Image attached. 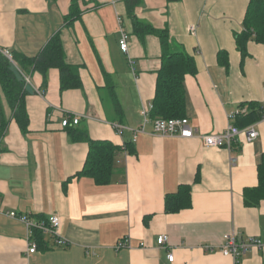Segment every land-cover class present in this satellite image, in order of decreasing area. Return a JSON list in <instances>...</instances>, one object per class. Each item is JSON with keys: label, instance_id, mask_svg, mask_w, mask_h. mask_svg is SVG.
<instances>
[{"label": "crops", "instance_id": "0c3cea01", "mask_svg": "<svg viewBox=\"0 0 264 264\" xmlns=\"http://www.w3.org/2000/svg\"><path fill=\"white\" fill-rule=\"evenodd\" d=\"M250 2L141 0L135 8L139 21L167 29L171 49L195 61L196 74L185 77L184 89L185 118L196 135L185 139L154 131L161 43L135 32L126 0H81V18L69 26L71 0H0V49L33 59L59 33L66 61L81 68L83 83L82 89L62 92L58 69L49 71L44 86V77L30 68L26 77L36 93L25 98L26 135L0 89L9 121L0 142V264H235L220 252L225 235L236 231L242 241L264 243V200L247 206L244 198L245 189L259 185L264 157V123L241 127V117L250 115L251 104L263 106L264 97V44L249 40L243 57L236 42ZM121 30L129 35L127 54L119 47ZM242 109L246 114L237 115ZM65 118L69 128L62 126ZM231 126H253L258 137L239 135L231 151L206 147L199 137ZM141 128L134 143L133 131ZM74 132L117 147L108 184L79 175L90 147L75 142ZM182 185L191 188V207L168 213L166 198ZM11 213L33 223L58 215L66 243L43 233L36 242ZM161 236L168 238L163 247ZM125 239L129 247L117 249ZM32 244L37 250L29 253ZM207 246L215 251H205ZM241 264H264V247L249 251Z\"/></svg>", "mask_w": 264, "mask_h": 264}, {"label": "trees", "instance_id": "16d2710c", "mask_svg": "<svg viewBox=\"0 0 264 264\" xmlns=\"http://www.w3.org/2000/svg\"><path fill=\"white\" fill-rule=\"evenodd\" d=\"M79 1L81 0H71V11L65 19L67 26L81 18ZM175 1L178 0H168L170 3ZM140 2L141 0H126L128 14L133 19L135 32L141 38L147 35L158 37L162 48V68L158 73L151 117L153 119H183L186 112L184 81L187 75L196 74L195 61L186 52L171 49V38L167 29L159 30L137 19L134 12ZM249 40L264 44V0H251L245 19V30L236 35L237 48L243 57L247 56L246 47ZM224 58L225 53H220L221 63H226ZM13 61L25 78H27L26 73L30 68L39 72L44 77V86L48 84L49 71L58 69L62 92L83 88L80 77L81 68L67 63L63 41L59 33L52 37L38 57L31 59L13 53ZM9 68L10 60L0 53V89L12 111L13 119L19 125L22 133L26 135L29 132V116L25 104V98L28 95L25 90L27 83L19 82ZM110 99L113 102L114 111L119 115L122 114L121 105L113 90ZM251 107L253 111L250 115L241 117L243 118L241 127L263 118L264 107L262 105L251 104ZM8 122L0 100V142L5 136ZM72 135L75 142L84 141L90 147L85 168L79 175L90 176L99 185L108 184L113 175V161L114 154L118 150L117 147L107 141H93L87 137L86 133L74 132ZM244 198L247 206H257L264 200V157L259 166V185L255 188L245 189ZM189 207H191V188L188 185L180 186L176 194L166 198L168 213L179 212ZM42 237L41 231L37 229L33 231L32 238L36 242H40Z\"/></svg>", "mask_w": 264, "mask_h": 264}, {"label": "built area", "instance_id": "2783aa9c", "mask_svg": "<svg viewBox=\"0 0 264 264\" xmlns=\"http://www.w3.org/2000/svg\"><path fill=\"white\" fill-rule=\"evenodd\" d=\"M119 22H121V19L119 18ZM193 32H195V29H191ZM119 47L120 50L127 54L129 52V35L121 30V38L119 40ZM0 53H2L4 56H6L10 62L13 61V54L9 50L0 49ZM27 82H29V79L26 78ZM263 107H264V97H263ZM246 114V109H242L240 112L237 113V115H243ZM141 115L145 119L148 116V111L143 110L141 112ZM80 119L79 117H75L72 121L74 125H77L79 123ZM261 122L264 123V116L261 119ZM71 125V122L68 118H65L62 122V126L64 128ZM154 131L155 133H158L162 135L163 137H178V138H185L190 139L195 137L196 132L195 130L190 126L189 119L183 118V119H154L153 121ZM114 127L116 128L118 134H123L124 128L119 125L115 124ZM134 132V138L133 142L135 143L137 141L138 135L141 133H144V130L138 129L133 131ZM241 134H245L247 139L249 141H252L258 137V133L254 130V127H248L239 129L236 127H229L228 130L225 133L222 134H205V135H199V137L203 140L206 147L209 148H217V149H227L232 150V144L235 141L236 137H238ZM11 217L19 219L23 223H25L29 229L30 237L33 236V231L35 229L41 231L43 234H50L56 239V243L58 245L65 244V240L61 237V226H62V220L58 215H53L49 218L48 222H41V223H33L28 218L18 216L16 213H11ZM168 242V238L166 236H161L158 239L159 246L163 247ZM129 247V240H121L117 244V249L127 248ZM264 247V243L259 238H250L248 241H242L239 238V235L236 231L227 234L224 236V241L221 247H219L220 252L224 256H228L233 258L235 264H241L242 258L246 256V254L253 250V249H261ZM37 250L36 244H32L29 250V253H34ZM205 251L213 253L215 251L214 247L207 246L205 247ZM168 259L170 262L174 261V255L172 253L168 254Z\"/></svg>", "mask_w": 264, "mask_h": 264}, {"label": "water", "instance_id": "95a60500", "mask_svg": "<svg viewBox=\"0 0 264 264\" xmlns=\"http://www.w3.org/2000/svg\"><path fill=\"white\" fill-rule=\"evenodd\" d=\"M10 71L14 74V76L16 77V79L19 82H26V92L30 95H35L36 91L34 89V87L27 82L25 76L19 71L18 67L16 66V64L14 62H10Z\"/></svg>", "mask_w": 264, "mask_h": 264}]
</instances>
